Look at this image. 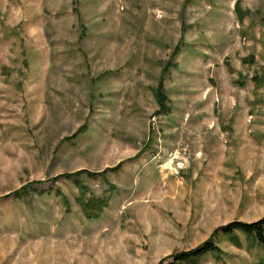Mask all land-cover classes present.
Returning <instances> with one entry per match:
<instances>
[{"label": "rangeland", "instance_id": "obj_1", "mask_svg": "<svg viewBox=\"0 0 264 264\" xmlns=\"http://www.w3.org/2000/svg\"><path fill=\"white\" fill-rule=\"evenodd\" d=\"M263 215L264 0H0V264H159ZM234 236L196 264H264Z\"/></svg>", "mask_w": 264, "mask_h": 264}, {"label": "trees", "instance_id": "obj_2", "mask_svg": "<svg viewBox=\"0 0 264 264\" xmlns=\"http://www.w3.org/2000/svg\"><path fill=\"white\" fill-rule=\"evenodd\" d=\"M178 46L179 45H177L176 50L178 49ZM61 176H66L69 178L72 176V173H64ZM81 186L84 187L83 185ZM107 199V197H101L90 198L86 200L84 199V197L79 196L77 200L79 201L84 214L88 218H99L103 207L107 204ZM237 231L246 234H253L260 242L264 243V215L260 219L251 222L234 220L225 225H222L214 231L210 238H208L198 246L189 250L172 253L169 256L161 259L159 264H164L165 262L166 264H196L199 258L207 254L221 255L223 251L219 244L216 242L215 236L219 232L234 236L235 232ZM169 258H172L171 261H167Z\"/></svg>", "mask_w": 264, "mask_h": 264}, {"label": "crops", "instance_id": "obj_3", "mask_svg": "<svg viewBox=\"0 0 264 264\" xmlns=\"http://www.w3.org/2000/svg\"><path fill=\"white\" fill-rule=\"evenodd\" d=\"M87 234V233H86Z\"/></svg>", "mask_w": 264, "mask_h": 264}]
</instances>
